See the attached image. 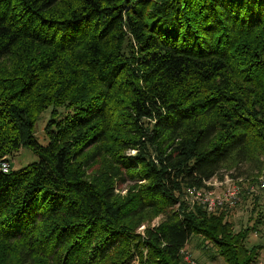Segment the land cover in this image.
I'll list each match as a JSON object with an SVG mask.
<instances>
[{
	"label": "trees",
	"instance_id": "trees-1",
	"mask_svg": "<svg viewBox=\"0 0 264 264\" xmlns=\"http://www.w3.org/2000/svg\"><path fill=\"white\" fill-rule=\"evenodd\" d=\"M20 147L39 161L0 170V264H185L192 237L254 264L261 193L183 196L264 172V0H0V159Z\"/></svg>",
	"mask_w": 264,
	"mask_h": 264
},
{
	"label": "rangeland",
	"instance_id": "rangeland-1",
	"mask_svg": "<svg viewBox=\"0 0 264 264\" xmlns=\"http://www.w3.org/2000/svg\"><path fill=\"white\" fill-rule=\"evenodd\" d=\"M62 110L63 109H58L57 114H64ZM49 115H50V110L48 109L46 112H43L40 115L39 120L35 124L34 136L36 137V139L38 140L40 144H45L47 141L45 127L49 119ZM125 153L127 155H133L135 153V150H129V151H126ZM2 160L8 162L10 171H18L26 167L27 165L38 162L39 157L36 153L32 152L29 148L20 147L18 150L6 156H3L0 159V161ZM261 173H264V172H261ZM251 179L256 181L258 179V176L252 175ZM132 184L133 182H129V181L125 182L123 185L119 186L116 189V193L119 196H124L126 193V190ZM183 201L185 202V204L187 203L184 200V196H183ZM247 216H248V213L243 212V211H237L232 214L231 219H232V222L235 224L234 230L239 229V226L246 222ZM162 220H163V215L158 214L155 217H151L150 220H144L140 225H138V227L134 231L136 234L142 236L146 229L148 228L152 229L156 227ZM259 232L260 233H254L248 236L249 244L259 243L262 245V248L259 251V257L254 264H264V224L263 226L260 227ZM184 249L186 252H188V254L190 255V258H192L196 264L197 263L198 264H225L218 257H215L213 260H211L209 256L213 254V248L209 244L207 245L203 241H200V239L197 237H192L188 241ZM132 264H138V263L134 262Z\"/></svg>",
	"mask_w": 264,
	"mask_h": 264
},
{
	"label": "built area",
	"instance_id": "built-area-1",
	"mask_svg": "<svg viewBox=\"0 0 264 264\" xmlns=\"http://www.w3.org/2000/svg\"><path fill=\"white\" fill-rule=\"evenodd\" d=\"M0 170L9 172L7 161H0ZM230 174L231 172H220L203 181L201 187H187L184 195L187 206L191 208L197 205L208 213L217 208H231L239 201L242 186L248 192L261 193L264 196V173L258 175L255 184H249L248 178L233 177ZM179 255L185 264H196L184 247L179 250Z\"/></svg>",
	"mask_w": 264,
	"mask_h": 264
}]
</instances>
